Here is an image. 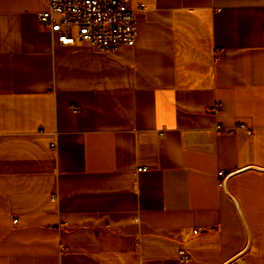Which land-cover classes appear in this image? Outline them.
<instances>
[{"label": "crops", "instance_id": "crops-1", "mask_svg": "<svg viewBox=\"0 0 264 264\" xmlns=\"http://www.w3.org/2000/svg\"><path fill=\"white\" fill-rule=\"evenodd\" d=\"M130 5L109 51L0 0V264H264V0Z\"/></svg>", "mask_w": 264, "mask_h": 264}, {"label": "built area", "instance_id": "built-area-1", "mask_svg": "<svg viewBox=\"0 0 264 264\" xmlns=\"http://www.w3.org/2000/svg\"><path fill=\"white\" fill-rule=\"evenodd\" d=\"M45 1L48 9L40 12L39 18L50 27L59 43L87 42L109 51L129 50L135 45L137 12L131 7L130 0ZM146 169L145 166L139 168ZM219 175L224 178L225 172L222 170ZM199 231L194 230L195 233ZM190 259L191 254L181 248V263L185 264Z\"/></svg>", "mask_w": 264, "mask_h": 264}, {"label": "water", "instance_id": "water-1", "mask_svg": "<svg viewBox=\"0 0 264 264\" xmlns=\"http://www.w3.org/2000/svg\"><path fill=\"white\" fill-rule=\"evenodd\" d=\"M248 168H253V169H258V170H264V168H260V167H257V166H250ZM244 169H247V168H243L241 170H238V172H240V171H242ZM235 173H237V172H235ZM226 184H227V179L224 180V187H225V189L227 187ZM250 245H251V234L249 232V242H248V245L246 246V248L244 250H242L240 253H238L236 256H234L232 259L228 260L224 264H246L245 261L242 259V256L248 251V249L250 248Z\"/></svg>", "mask_w": 264, "mask_h": 264}, {"label": "rangeland", "instance_id": "rangeland-1", "mask_svg": "<svg viewBox=\"0 0 264 264\" xmlns=\"http://www.w3.org/2000/svg\"><path fill=\"white\" fill-rule=\"evenodd\" d=\"M76 30V29H75Z\"/></svg>", "mask_w": 264, "mask_h": 264}]
</instances>
